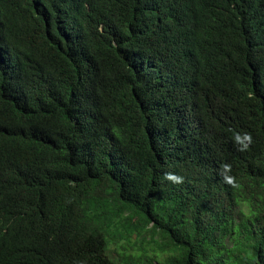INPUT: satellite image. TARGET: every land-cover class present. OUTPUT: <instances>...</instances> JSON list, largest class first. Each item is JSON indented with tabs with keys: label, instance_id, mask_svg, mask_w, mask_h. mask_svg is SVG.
Returning a JSON list of instances; mask_svg holds the SVG:
<instances>
[{
	"label": "trees",
	"instance_id": "16d2710c",
	"mask_svg": "<svg viewBox=\"0 0 264 264\" xmlns=\"http://www.w3.org/2000/svg\"><path fill=\"white\" fill-rule=\"evenodd\" d=\"M0 264H264V0H0Z\"/></svg>",
	"mask_w": 264,
	"mask_h": 264
},
{
	"label": "clouds",
	"instance_id": "9594fccd",
	"mask_svg": "<svg viewBox=\"0 0 264 264\" xmlns=\"http://www.w3.org/2000/svg\"><path fill=\"white\" fill-rule=\"evenodd\" d=\"M171 178L174 180H177V181H179V179H180L179 177H175V176H172Z\"/></svg>",
	"mask_w": 264,
	"mask_h": 264
}]
</instances>
